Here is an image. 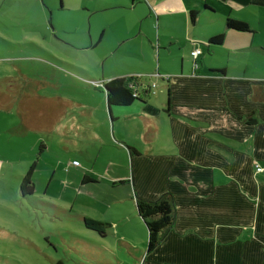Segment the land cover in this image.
I'll list each match as a JSON object with an SVG mask.
<instances>
[{
    "label": "crops",
    "instance_id": "1",
    "mask_svg": "<svg viewBox=\"0 0 264 264\" xmlns=\"http://www.w3.org/2000/svg\"><path fill=\"white\" fill-rule=\"evenodd\" d=\"M59 1L60 5L58 0H0V14H11L1 16L5 22L15 17L20 5L26 14L37 11L41 21L37 23L30 11L26 17L33 29L21 37L0 32V39L10 45L1 47L10 51L0 57V138H6L1 150L12 154L18 145L17 128L5 126L8 123L23 120L26 128L20 134L27 136L34 134L36 120L43 141L50 132L60 136L65 122H71L76 127L66 128L62 138L72 151L83 142H97L120 153L110 160L114 167L122 166L115 182L123 181L127 194L119 202L137 213L133 188L145 200L165 193L173 197L175 224L152 253L147 254L144 245L133 264L141 258L142 264H264V0ZM63 11L74 16L77 37H88L91 48L109 38L107 54L139 60L136 71L111 79H148L153 95L148 101L157 114L148 113L138 101L110 107L105 89L106 98H36L30 81L19 97L11 80L16 70L11 63L18 58L11 54L22 39L29 43L27 51L48 52L88 75L86 66L72 56L49 49L55 34L82 48L63 37L67 31L61 25H55L54 33L50 20L42 22L49 12L54 18ZM97 15L101 17L92 20ZM62 16L66 14L57 15ZM229 19L248 24L250 31L228 29ZM84 22L89 27H82ZM219 35L224 38L221 44L209 43ZM195 49L201 50L196 61L191 56ZM3 75L10 79L8 85L2 86ZM71 76L74 89L82 82ZM49 99L60 112L52 128L44 124L52 113L43 104ZM155 120L160 125L152 126ZM85 182L93 181L84 178ZM130 216L141 225L132 211ZM105 222L118 228L112 216Z\"/></svg>",
    "mask_w": 264,
    "mask_h": 264
},
{
    "label": "rangeland",
    "instance_id": "2",
    "mask_svg": "<svg viewBox=\"0 0 264 264\" xmlns=\"http://www.w3.org/2000/svg\"><path fill=\"white\" fill-rule=\"evenodd\" d=\"M58 3L60 5L59 0ZM30 11L32 18L37 23L41 22L38 12ZM30 11L26 14L25 6H18L17 14L6 21L8 23L3 18L10 17V11L0 14V32L9 31L21 37L24 31L33 29L27 18ZM58 14L66 16L57 17ZM73 17L63 11L56 12L52 18L49 12L48 19L42 22L46 24L50 20L48 25L54 33L55 25H61V29L67 31L63 37L72 39L82 48H76L56 34L48 46L56 52L55 55H70L77 63L85 65L88 75L68 67L48 52L27 51L29 43L22 39L21 44L16 46V52L11 54L18 58L11 63L12 70L16 69L11 72V80L19 97L26 83L31 81L29 87H32L36 98H106L104 87L95 86L90 81L104 82L119 75L128 76L140 66L139 60L116 52L107 54L105 44L111 40L109 38L104 39V45L91 48L88 37H77ZM100 17L97 15L92 20ZM86 23L82 27H89ZM3 46L10 45L0 39V57L9 55L4 53L10 49H1ZM31 55L32 59L22 58ZM0 68L3 71V64ZM70 74L76 75L82 82L74 89H71ZM160 76L156 75L155 81L162 85ZM1 77L2 86L8 85L10 79H4V75ZM167 92L165 90L164 98ZM43 104L52 111L46 116L44 124L52 128L60 121V112L51 99L44 100ZM19 105L20 98L18 109ZM39 125L33 120L34 134L27 136L20 134V130L26 128L23 120L5 125L17 128L19 135L16 137L18 145H13L16 152L12 151V154L10 150H1L6 138L5 135L0 138V264H133L144 245L147 248L148 232L133 207L129 209L128 205L119 202L127 194L123 181L115 182L122 174V166L118 163L114 167L110 160L112 156H121L120 153L97 142H83L72 151L62 138L66 128L76 127L71 122H65L60 136L50 132L40 141L42 136L39 137L36 131ZM156 125H160L159 120L152 123V126ZM32 147L33 150H30ZM35 160L34 191L31 195H24L21 189L23 176ZM74 160L77 162L75 165ZM84 178L93 182L83 184ZM132 190L133 196H137L134 188ZM133 205L136 209L135 201ZM131 211L141 225L130 216ZM111 216L118 228L104 225V235L87 228L84 222L85 219H102L104 223ZM139 261L142 264V258Z\"/></svg>",
    "mask_w": 264,
    "mask_h": 264
},
{
    "label": "trees",
    "instance_id": "3",
    "mask_svg": "<svg viewBox=\"0 0 264 264\" xmlns=\"http://www.w3.org/2000/svg\"><path fill=\"white\" fill-rule=\"evenodd\" d=\"M194 17V14H192V18ZM226 25L228 29L235 31H250L248 24L241 21L229 19ZM223 40V35H219L210 39L209 43L221 44ZM102 87H104L107 93L110 107L129 106L138 101L145 105L146 111L150 114H157L159 111L149 104L148 100L151 97L152 88L148 79L140 77L115 78L106 81ZM250 121L251 120L249 119L248 122ZM130 151L138 153L133 148H130ZM34 170L35 164L28 169L23 177L21 189L24 195H31L34 191V182L32 180ZM135 202L137 213L147 228L148 241L146 252L147 254H150L161 244L166 234L175 224L176 212L173 197L169 193H165L155 200H145L136 196ZM84 222L87 228L104 235L103 227L106 224L92 219H85Z\"/></svg>",
    "mask_w": 264,
    "mask_h": 264
},
{
    "label": "built area",
    "instance_id": "4",
    "mask_svg": "<svg viewBox=\"0 0 264 264\" xmlns=\"http://www.w3.org/2000/svg\"><path fill=\"white\" fill-rule=\"evenodd\" d=\"M200 54H201V50L200 49H195V50H193L191 52V56L194 58L195 61L199 57ZM194 65H195V69H197L198 67H197L196 63ZM93 84L95 86L102 87L104 83L93 82ZM73 164L75 165V164H77V162L75 161V162H73ZM257 170L261 171V168H258Z\"/></svg>",
    "mask_w": 264,
    "mask_h": 264
}]
</instances>
